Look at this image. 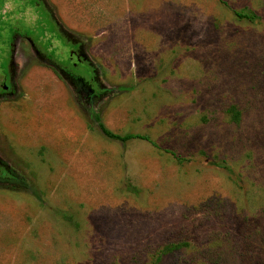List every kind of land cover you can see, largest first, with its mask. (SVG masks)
Segmentation results:
<instances>
[{
    "label": "rangeland",
    "instance_id": "obj_1",
    "mask_svg": "<svg viewBox=\"0 0 264 264\" xmlns=\"http://www.w3.org/2000/svg\"><path fill=\"white\" fill-rule=\"evenodd\" d=\"M0 178V264H264V0H0Z\"/></svg>",
    "mask_w": 264,
    "mask_h": 264
},
{
    "label": "trees",
    "instance_id": "obj_2",
    "mask_svg": "<svg viewBox=\"0 0 264 264\" xmlns=\"http://www.w3.org/2000/svg\"><path fill=\"white\" fill-rule=\"evenodd\" d=\"M236 15L238 17H248V18H250V16L248 14L244 13V12H236ZM100 127L107 134L106 129L101 124H100ZM108 135L111 136V137H115V135H113V134H108ZM0 181H5V180L0 178ZM9 182L12 183V184H18V181H16V180H11Z\"/></svg>",
    "mask_w": 264,
    "mask_h": 264
}]
</instances>
